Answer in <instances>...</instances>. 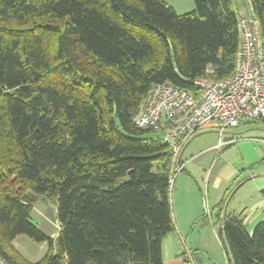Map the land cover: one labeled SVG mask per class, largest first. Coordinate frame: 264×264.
<instances>
[{
	"label": "trees",
	"instance_id": "trees-1",
	"mask_svg": "<svg viewBox=\"0 0 264 264\" xmlns=\"http://www.w3.org/2000/svg\"><path fill=\"white\" fill-rule=\"evenodd\" d=\"M249 4L264 50V0ZM238 16L234 0H195L183 14L165 0H0V253L10 264H164L163 239L177 230L173 156L136 119L156 84L198 94V78L234 72ZM40 195L57 206L56 244L32 221ZM215 219L229 264H264V219L251 231L221 207ZM21 234L48 242L41 261L18 252Z\"/></svg>",
	"mask_w": 264,
	"mask_h": 264
},
{
	"label": "crops",
	"instance_id": "crops-1",
	"mask_svg": "<svg viewBox=\"0 0 264 264\" xmlns=\"http://www.w3.org/2000/svg\"><path fill=\"white\" fill-rule=\"evenodd\" d=\"M196 145L202 148L193 154ZM181 160L185 167L172 193L177 230L163 239L164 264H193L190 228L213 221L219 207L243 218L250 231L264 219V121L243 120L222 137L215 129L201 131L185 146ZM204 209L211 210L210 217Z\"/></svg>",
	"mask_w": 264,
	"mask_h": 264
},
{
	"label": "built area",
	"instance_id": "built-area-1",
	"mask_svg": "<svg viewBox=\"0 0 264 264\" xmlns=\"http://www.w3.org/2000/svg\"><path fill=\"white\" fill-rule=\"evenodd\" d=\"M238 16V49L234 72L223 79L200 77L199 93L160 83L153 86L146 109L136 119L142 128L162 134L172 153L170 187L185 164L181 154L199 132L215 129L220 137L243 120L264 121V50L257 16ZM220 143H223L220 141ZM61 227L58 225V230ZM191 263L196 264L193 259ZM0 264H10L0 253Z\"/></svg>",
	"mask_w": 264,
	"mask_h": 264
},
{
	"label": "rangeland",
	"instance_id": "rangeland-1",
	"mask_svg": "<svg viewBox=\"0 0 264 264\" xmlns=\"http://www.w3.org/2000/svg\"><path fill=\"white\" fill-rule=\"evenodd\" d=\"M165 1L173 6L179 14L190 12L195 9V0ZM234 8L237 12L238 9L251 12L249 0H234ZM146 137L149 139H158L162 138V135L159 132H153ZM205 141L206 139H204L202 143ZM198 146L196 145L193 147V154L202 148ZM189 150L187 151L188 154L191 153ZM203 215L210 217L211 210L204 209ZM32 217V221L39 227V229L44 234L51 237L56 244L59 235L56 204L44 195H40L34 206ZM220 228L221 224L216 222V219L213 221L210 219L208 224H205V222L200 223L199 226L193 228V230L190 228L192 238L190 236L191 244H188V252L191 254L190 256H192V259L196 264H229L223 242L219 236ZM13 243L18 252L26 260L33 263L41 261L49 248L48 242L36 241L25 234L17 236Z\"/></svg>",
	"mask_w": 264,
	"mask_h": 264
}]
</instances>
